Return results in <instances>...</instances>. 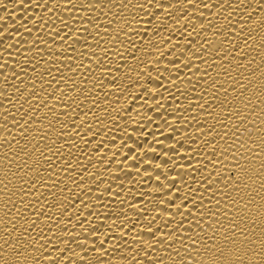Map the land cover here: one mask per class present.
Here are the masks:
<instances>
[{
  "label": "bare ground",
  "instance_id": "bare-ground-1",
  "mask_svg": "<svg viewBox=\"0 0 264 264\" xmlns=\"http://www.w3.org/2000/svg\"><path fill=\"white\" fill-rule=\"evenodd\" d=\"M0 264H264V0H0Z\"/></svg>",
  "mask_w": 264,
  "mask_h": 264
}]
</instances>
